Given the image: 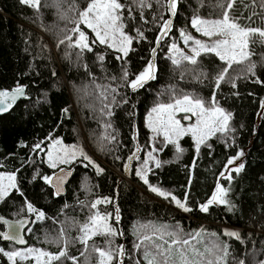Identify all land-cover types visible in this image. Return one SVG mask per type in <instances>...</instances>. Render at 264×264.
I'll return each mask as SVG.
<instances>
[{
  "label": "trees",
  "instance_id": "trees-1",
  "mask_svg": "<svg viewBox=\"0 0 264 264\" xmlns=\"http://www.w3.org/2000/svg\"><path fill=\"white\" fill-rule=\"evenodd\" d=\"M88 2L41 0L37 10L21 4L20 0H0V90L20 85L26 93L25 100L0 117V173L14 174L19 189L0 200V216L34 220L35 216L27 211L26 201L30 202L45 213V218L31 224L30 232L27 230V247L58 254L67 240L68 257H76L77 264H98V253L91 246L109 247V237L105 235L93 237L87 249L77 239L81 225L96 212L107 214L109 222L122 233L114 238L112 247L124 246L123 264H145L143 251L134 247L135 229L143 224L179 228L186 235L203 230L208 241L215 237L207 234L216 233L229 245L227 264H264V43L261 38L256 37L249 59L234 63L216 88V77L226 65L215 55H203L195 66L187 62L176 66L168 57L173 43L184 47L181 30L203 40L190 21L197 15L205 19L220 18L223 11L218 6L220 0H179L175 17L164 6L165 0L159 3L149 0L150 6L143 9L134 0H120L125 5L124 32L133 37L132 50L126 57L97 42L91 44V52L69 47L67 41L60 44L65 36L72 35L70 30L76 26L78 12L86 9ZM233 12L242 25L264 28L261 0H237ZM167 19L173 21L172 30L157 45L159 25ZM80 28L90 35L84 25ZM137 29L144 39L137 38ZM89 41H94L92 36ZM100 56L103 61L98 59ZM152 60L155 79L137 91L124 85L125 70L129 80H133ZM250 64L255 65L253 72L248 71ZM111 87L117 88L114 94L117 103L112 102L113 95H105ZM184 95L200 98L208 108L219 107L231 114V130L212 135L201 144L199 152L190 136L178 141L183 149L178 153L162 137L151 138L145 125L150 108L173 103ZM105 104L112 108L111 117L102 114L106 111ZM105 121L111 123L107 129L115 137L111 142L103 138ZM57 140L82 149L103 169L97 175L91 165L84 166L87 161L82 157L69 165L62 164L59 168L74 169L63 197H57L42 179L59 169L50 168L44 160L46 149ZM38 144L40 148L36 149ZM137 147L138 158L129 160ZM152 147L160 166L148 164L149 183L145 184L135 173ZM240 152H243L240 156L243 170L239 174L231 172V182L221 178L227 160ZM217 183L230 188L228 199L235 208L229 212L223 205H212L208 212H201L200 205L211 199ZM149 185L182 202L186 200L192 211L184 212L170 198L153 193ZM149 196L154 199L150 200ZM98 199L108 202L93 209L91 204ZM225 227L236 229L240 239L225 236ZM62 232L66 234L63 237ZM17 249L20 248L0 241V264H10L4 251ZM17 264L34 263L27 259ZM53 264H72V261L62 258Z\"/></svg>",
  "mask_w": 264,
  "mask_h": 264
},
{
  "label": "snow or ice",
  "instance_id": "snow-or-ice-1",
  "mask_svg": "<svg viewBox=\"0 0 264 264\" xmlns=\"http://www.w3.org/2000/svg\"><path fill=\"white\" fill-rule=\"evenodd\" d=\"M143 9L146 6H150L149 0H134ZM159 3L160 0H157ZM237 0H220L219 7L223 10L220 18L205 19L200 16H194L190 23L191 27L195 29L201 36L207 38V42L196 39L194 36L187 33L185 30L180 31V37L184 46L191 52V55L185 54L175 43L170 46L169 59L173 65L179 66L183 62H187L191 65H197L200 62V58L203 55L211 54L219 58L224 62V67L218 74L215 80L216 88H219L221 82L225 80L226 74L231 69L234 63L239 64L249 59L252 54L251 46L257 43L256 37L261 38V42L264 43V28L245 26L239 23V18L234 15L233 9ZM21 4L39 9L41 0H20ZM179 0H165V7L172 17L177 15V7ZM264 5V0H261ZM125 5L120 0H89L86 9L79 10L78 19L74 21L75 27L70 31L72 35H67L60 40V44L68 42L69 47H75L83 52L87 50L93 51L91 44L99 42V44L106 45L109 48L115 49L118 53H121L123 57H126L131 49L133 37L127 35L124 32L125 17H124ZM255 14V13H254ZM143 18V13L141 12ZM250 20L251 17H248ZM264 19V17H262ZM147 22V21H145ZM84 25L87 29L95 35V41H89L88 36L80 28V25ZM173 27L172 19L162 20L159 25L160 31L156 37L157 45L162 41L165 36L171 32ZM137 38L144 39L143 33L140 29L136 30ZM155 53V49H153ZM121 56H117V59H121ZM103 61V56L98 57ZM255 65L250 64L248 71L253 72ZM129 73L124 71L123 81L124 85L130 87L132 91H137L142 88L149 80L155 79V61H149L147 67L142 72L135 76V79L129 80ZM261 83V81H255ZM235 87V83L232 85ZM107 88V86H106ZM117 94V88L111 87L107 89V95H113V103L115 101V95ZM25 88L17 85L11 90H0V113L11 110L21 98H25ZM125 103L127 100L125 99ZM215 104V94L213 93V105ZM264 108V103H262ZM106 111L102 114L106 117L113 115L110 104H105ZM184 113L183 120H189L192 116L196 117V122L190 126H184L181 119L177 118L178 113ZM231 120V114L226 113L219 107L208 108L205 102L197 97L184 95L180 98H175L173 103L159 104L152 109L149 115L148 127L157 135H163L164 141L173 144L176 147L178 153L183 149L178 144L179 139L191 133L193 140L195 141L196 151L199 152L200 146L205 142L207 137L215 135L217 132L226 134L230 131L229 121ZM105 135L104 139L111 142L115 137L111 136L107 132V129L111 128L110 121H105ZM55 145H60V141H56ZM40 145H36V149H39ZM139 147L137 151L128 157L129 160L138 158ZM243 155V152L238 153L235 157H230L225 165V171L222 172L221 178L228 179L229 182L233 179L231 172L239 174L244 165L238 164L233 168H229V165L236 164V161ZM77 157H82L87 164L84 166L87 168L89 165L95 168L97 175L103 172L98 165L95 164L83 151L78 147L60 148L57 147L56 151H49V167L55 169L60 164H68L75 160ZM152 154L149 153L148 159L144 160V167L136 170V176L140 177L145 184H148L147 172L150 169L147 167L150 160H152ZM156 167L160 166V161H155ZM128 165H125L127 170ZM70 175L69 172H65L63 168L60 169V173L52 176H43L42 179L46 184L55 188L56 195L61 194L63 191V185ZM7 180V183L4 181ZM85 188H87V179L85 178ZM150 190L158 196L175 202L176 206L182 209L184 212L192 211L187 206L186 200L181 201L174 195L163 191L162 189L149 185ZM9 189H17L15 183V176L8 175L7 177H0V200H2L8 193ZM230 188L221 186L217 183L216 190L213 193L211 199L206 203L200 205L201 212H208L209 207L212 205H223L227 208V211L232 212L235 205L228 199V193ZM108 202L107 199L96 200L91 204L93 209H96L101 203ZM27 211L30 215H34L35 219L29 221L28 219H22L15 222H9L7 219L0 218L2 223L8 231L0 232V238L6 240H12L19 244H24L22 233L25 229L29 232L31 228L29 224H34L37 221L45 218V213L38 211L30 202L26 201ZM110 217L107 214L94 213L89 217L88 222L84 223L80 227V236L77 238L85 248L89 247V241L97 235H105L109 237L107 244L108 248L101 249L92 245V251L98 253V264H123V258L126 255L123 245L112 247L114 238L122 233L109 222ZM120 220L119 212L115 215V221L118 224ZM137 236V242L134 247L137 251H143V258L145 264H227V257L229 256V245L219 239L216 233H209L207 235L215 237L210 241L205 240V233L203 230L190 235L183 234L179 228L169 229L167 226H157L143 224L139 225L135 229ZM229 238L240 239V234L235 231H225L223 233ZM64 232L61 233V237L65 236ZM69 241L65 240V248L61 249L58 254H52L40 249L28 248L25 250H16L12 252L4 251L3 255L7 257L10 264H17L18 261H24L29 258H34L37 264H53V262L61 261L62 258L71 259L72 264H77L76 257H68L66 247ZM2 251V250H0ZM243 264V262H241Z\"/></svg>",
  "mask_w": 264,
  "mask_h": 264
},
{
  "label": "rangeland",
  "instance_id": "rangeland-1",
  "mask_svg": "<svg viewBox=\"0 0 264 264\" xmlns=\"http://www.w3.org/2000/svg\"><path fill=\"white\" fill-rule=\"evenodd\" d=\"M89 30V29H88ZM90 31V30H89ZM90 33V35H87L88 36V39L92 36V38L94 39V41H95V35L93 34V33H91V31L89 32ZM198 35H200L199 33H197ZM201 36V35H200ZM202 38H203V40L204 41H206L207 42V38L206 37H203V36H201ZM97 43H99L98 41H97ZM183 43V42H182ZM183 46H184V44H183ZM182 51H184L185 52V54H187V55H191V52L184 46V47H179ZM112 50H115V49H113V48H111ZM116 51V50H115ZM121 54V53H120ZM122 55V54H121ZM156 107V106H155ZM154 108V107H153ZM153 108H150L147 112H146V115H145V125H146V127H147V129H148V131H149V133H150V136H151V138H157V137H162L163 138V135L161 134V135H157L156 133H154V132H152L150 129H149V127H148V121H149V115H150V113L152 112V109ZM213 108V107H212ZM211 109V108H210ZM185 114L184 113H178L177 114V118L178 119H181V122H182V124L184 125V126H190V125H193V124H195V122H196V117L195 116H192L191 117V119H189V120H183L182 119V117L184 116ZM185 136H190L191 138H192V135H191V133H189V134H186V135H184V136H182L181 138H183V137H185ZM211 137V136H210ZM210 137H207L206 138V140L208 139V138H210ZM180 138V139H181ZM164 139V138H163ZM179 139V140H180ZM192 140H193V138H192ZM60 141V140H59ZM194 141V140H193ZM56 142V141H55ZM55 142H52L49 146H48V148L46 149V151H45V153H44V160H45V162L47 163V165L49 166V158H48V152L51 150V151H53V152H55L56 151V148L57 147H60V148H65V147H67V148H71L70 146H66V145H64L61 141H60V145H55ZM195 142V141H194ZM149 153H151L152 154V157H153V159L152 160H150L149 161V163L150 162H153V163H155V161L157 160V158H158V155L156 154V152L154 151V148L152 147L148 152H146V154H145V160L146 159H148V157H149ZM240 158L236 161V164H234V165H229L228 167L229 168H233V167H235V166H237L238 164H240ZM96 163H97V161H96ZM148 163V164H149ZM61 165L62 164H60V165H58V167L57 168H59V167H61ZM64 165H69V163L68 164H64ZM140 167H144V163H142L141 164V166ZM147 167H148V165H147ZM51 168V167H50ZM8 175H14V174H10V173H0V177H7ZM15 176V175H14ZM142 180V179H141ZM143 181V180H142ZM5 183H7V180H5L4 181ZM15 183H16V181H15ZM14 189H9L8 190V193L7 194H9L11 191H13ZM150 197V196H149ZM150 198H152V199H154V197H150ZM182 210V209H181ZM189 218V217H188ZM225 229L227 230V231H235L236 232V229H234V228H226L225 227ZM28 248H32V247H26V248H20V249H17V250H25V249H28ZM13 251H16V250H13ZM29 259H31L32 260V262L34 263V264H37V261L34 259V258H29Z\"/></svg>",
  "mask_w": 264,
  "mask_h": 264
},
{
  "label": "water",
  "instance_id": "water-1",
  "mask_svg": "<svg viewBox=\"0 0 264 264\" xmlns=\"http://www.w3.org/2000/svg\"><path fill=\"white\" fill-rule=\"evenodd\" d=\"M25 98H26V95H25ZM25 98H21V99H19V100L17 101V103L20 102V101L25 100ZM17 103H16V104H17ZM15 106H16V105H15ZM15 106H14V107H15ZM14 107H13V108H14ZM13 108H12V109H13ZM12 109H11V110H12ZM11 110H9V111H7V112L0 113V117L9 114V113L11 112ZM60 169H61V168H59L58 170H56L51 176H52L53 178H55V175H56L57 173H60ZM63 169H64L65 172H69L70 175L68 176V178L66 179V181H65V183H64V185H63V191L61 192V194L56 195L55 188L52 187L51 185H49L50 188L53 190V193H54L57 197H63V196L65 195L66 187H67V185L70 183V181H71V179H72V177H73V175H74V169H72V168H63ZM126 176H127V173H125V177H126ZM0 218L7 219L9 222H15V221L22 220V219H28L29 221L32 220L31 218H28V217H24V218H21V219H10V218H6V217H3V216H0ZM29 227H31V223L29 224ZM4 231H8V229L6 228V226H4L2 223H0V232H4ZM26 233H27V229H25L24 232L22 233L23 239H24V241H25L24 244H19V243H16V242L12 241V240H6V239H3V238H0V241H1L2 243H4V244H12V245H14V246L17 247V248H26V247L28 246V241H27V239H26Z\"/></svg>",
  "mask_w": 264,
  "mask_h": 264
},
{
  "label": "built area",
  "instance_id": "built-area-1",
  "mask_svg": "<svg viewBox=\"0 0 264 264\" xmlns=\"http://www.w3.org/2000/svg\"><path fill=\"white\" fill-rule=\"evenodd\" d=\"M150 200H152V198H150ZM181 213H182V211H181ZM189 217V216H188ZM190 218V217H189Z\"/></svg>",
  "mask_w": 264,
  "mask_h": 264
}]
</instances>
